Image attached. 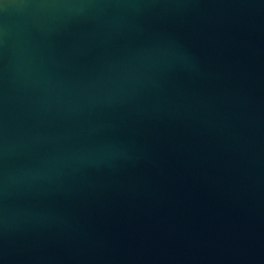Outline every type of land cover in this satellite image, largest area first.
Listing matches in <instances>:
<instances>
[{"label":"water","instance_id":"1","mask_svg":"<svg viewBox=\"0 0 264 264\" xmlns=\"http://www.w3.org/2000/svg\"><path fill=\"white\" fill-rule=\"evenodd\" d=\"M0 264H264V0H0Z\"/></svg>","mask_w":264,"mask_h":264}]
</instances>
